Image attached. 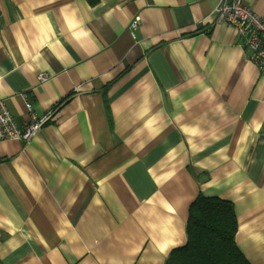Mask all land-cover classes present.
I'll return each instance as SVG.
<instances>
[{
  "label": "crops",
  "instance_id": "crops-1",
  "mask_svg": "<svg viewBox=\"0 0 264 264\" xmlns=\"http://www.w3.org/2000/svg\"><path fill=\"white\" fill-rule=\"evenodd\" d=\"M219 2L0 0V101L56 109L0 140V264H166L200 194L264 264V71Z\"/></svg>",
  "mask_w": 264,
  "mask_h": 264
},
{
  "label": "trees",
  "instance_id": "trees-1",
  "mask_svg": "<svg viewBox=\"0 0 264 264\" xmlns=\"http://www.w3.org/2000/svg\"><path fill=\"white\" fill-rule=\"evenodd\" d=\"M238 227L231 201L200 194L189 209L188 242L166 264H251L237 245Z\"/></svg>",
  "mask_w": 264,
  "mask_h": 264
},
{
  "label": "built area",
  "instance_id": "built-area-1",
  "mask_svg": "<svg viewBox=\"0 0 264 264\" xmlns=\"http://www.w3.org/2000/svg\"><path fill=\"white\" fill-rule=\"evenodd\" d=\"M213 14L218 22L233 27L241 44L249 51L250 60L264 71V14L253 10L244 0H220ZM140 21L134 18L129 26L133 37H136ZM48 78L46 74L39 76L41 81ZM26 106L32 114V119L25 125H19L3 101H0V140L30 141L55 116V108L43 115H36L31 102Z\"/></svg>",
  "mask_w": 264,
  "mask_h": 264
}]
</instances>
